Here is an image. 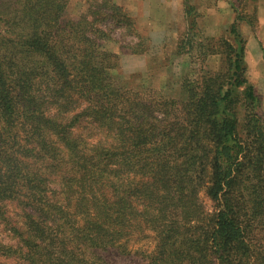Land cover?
I'll use <instances>...</instances> for the list:
<instances>
[{"label": "trees", "instance_id": "1", "mask_svg": "<svg viewBox=\"0 0 264 264\" xmlns=\"http://www.w3.org/2000/svg\"><path fill=\"white\" fill-rule=\"evenodd\" d=\"M70 1L0 0V264H109L108 250L143 264H264V117L245 15L217 40L190 21L177 54L198 37L199 70L177 96H153L114 76L120 56L104 47L130 15L85 0L69 17ZM214 54L217 72L203 65Z\"/></svg>", "mask_w": 264, "mask_h": 264}, {"label": "rangeland", "instance_id": "2", "mask_svg": "<svg viewBox=\"0 0 264 264\" xmlns=\"http://www.w3.org/2000/svg\"><path fill=\"white\" fill-rule=\"evenodd\" d=\"M123 7L135 25L131 30L117 28L112 41L104 47L119 54L120 66L114 76L127 81L129 88L157 96L156 92L167 96H177L182 78L193 76L192 68L199 70V45L192 41L193 47L186 53L177 54L179 39L186 36L190 21L194 20L201 37L215 40L229 37L226 30L234 21L236 14L245 15L246 20L239 24V30L246 40L245 64L247 80L259 100L258 112L264 117V0H112ZM85 0H71L67 15L84 12ZM193 7L189 15L187 8ZM249 21V22H248ZM252 23V24H251ZM122 49V52H120ZM223 57L220 54L206 57L204 66L211 72L221 70ZM202 62V61H201ZM183 76V77H182ZM200 200L211 214L214 203L202 192ZM7 211H17L14 205H7ZM0 240L9 243L6 230L0 226ZM133 238L131 249L150 251V239ZM109 264H143L141 255H121L115 250L102 253ZM13 259H1L3 264H22Z\"/></svg>", "mask_w": 264, "mask_h": 264}, {"label": "crops", "instance_id": "3", "mask_svg": "<svg viewBox=\"0 0 264 264\" xmlns=\"http://www.w3.org/2000/svg\"><path fill=\"white\" fill-rule=\"evenodd\" d=\"M164 1H166V0H164ZM147 2L149 3V2H152V0H147ZM144 3L146 4V1L144 0Z\"/></svg>", "mask_w": 264, "mask_h": 264}]
</instances>
